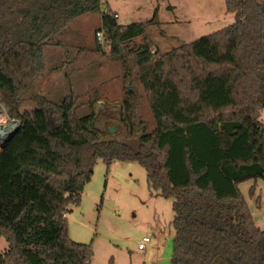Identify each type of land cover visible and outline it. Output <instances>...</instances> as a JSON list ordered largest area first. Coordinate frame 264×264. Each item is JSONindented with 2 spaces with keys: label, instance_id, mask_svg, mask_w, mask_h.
I'll use <instances>...</instances> for the list:
<instances>
[{
  "label": "trees",
  "instance_id": "trees-1",
  "mask_svg": "<svg viewBox=\"0 0 264 264\" xmlns=\"http://www.w3.org/2000/svg\"><path fill=\"white\" fill-rule=\"evenodd\" d=\"M102 1L0 0V89L20 122L0 151V238L9 245L0 264H92V244L69 238L67 215L100 159L107 167L139 163L149 188L174 199L171 264H264V230L239 190L264 180V2L225 0L238 12L235 23L153 54L137 40L155 22L120 26ZM85 14L101 15L109 55L121 66L124 140L106 139L95 112L78 117L72 100L27 98L46 71V49L61 46ZM138 84L153 131L138 113ZM182 131L205 153L197 159L192 146L183 148V178L167 140Z\"/></svg>",
  "mask_w": 264,
  "mask_h": 264
},
{
  "label": "rangeland",
  "instance_id": "rangeland-1",
  "mask_svg": "<svg viewBox=\"0 0 264 264\" xmlns=\"http://www.w3.org/2000/svg\"><path fill=\"white\" fill-rule=\"evenodd\" d=\"M102 2L104 9L109 5L112 13L118 15L120 26L155 22L148 24L145 35L137 40L138 43L148 42L153 54L172 51L222 30L235 23L238 14L227 11L225 0ZM99 31L104 32L100 14H85L75 19L65 32L62 45L46 49V71L35 80L27 98L42 95L53 102L72 100L78 117L95 112L96 125L106 139L124 140L128 132L121 117L127 86L123 83L120 63L109 55L108 43L105 48L98 46L96 34ZM52 73L54 76L47 80ZM136 89L140 96L139 116L149 131H153L156 124L149 103L139 84ZM34 107L35 104L27 102L23 109L30 111ZM9 114L8 109L7 126L20 124ZM259 120L264 124V110L260 112ZM112 126L116 129L114 133L109 132ZM8 134L11 133H6L4 128L0 130V135ZM194 139L186 131L167 138L172 144L175 169L181 178L185 146H192L197 159L205 156ZM216 173L221 179L219 170ZM239 190L256 226L264 230V180L244 182L239 185ZM157 194L149 188L147 173L139 163L116 161L107 167L100 159L92 180L84 188L80 205L69 208V238L77 243L92 244V264H171L176 234L174 199ZM145 237L152 243L142 251L138 246ZM8 249L7 241L0 238V254Z\"/></svg>",
  "mask_w": 264,
  "mask_h": 264
},
{
  "label": "built area",
  "instance_id": "built-area-1",
  "mask_svg": "<svg viewBox=\"0 0 264 264\" xmlns=\"http://www.w3.org/2000/svg\"><path fill=\"white\" fill-rule=\"evenodd\" d=\"M96 37H97V41L99 43V45L102 47V48H105L107 45V39H106V36H105V33L104 32H97L96 34ZM10 110V106L8 105V103L4 100L3 96H2V92H1V89H0V130H2L4 127L7 126V118H6V115H7V110ZM4 142V137L0 135V150H1V145L3 144ZM152 243V240L149 238V237H145L143 238L142 242L139 243V250H145L146 249V246L148 244H151Z\"/></svg>",
  "mask_w": 264,
  "mask_h": 264
},
{
  "label": "bare ground",
  "instance_id": "bare-ground-1",
  "mask_svg": "<svg viewBox=\"0 0 264 264\" xmlns=\"http://www.w3.org/2000/svg\"><path fill=\"white\" fill-rule=\"evenodd\" d=\"M18 123H12L6 127H4V130L6 131V133H11L5 136L6 139H8L18 128H19Z\"/></svg>",
  "mask_w": 264,
  "mask_h": 264
},
{
  "label": "water",
  "instance_id": "water-1",
  "mask_svg": "<svg viewBox=\"0 0 264 264\" xmlns=\"http://www.w3.org/2000/svg\"><path fill=\"white\" fill-rule=\"evenodd\" d=\"M19 128H20V125H19ZM19 128L6 141L3 142V144L1 145V150H3L9 144L10 140L16 134V132L19 130ZM115 131H116V129L114 128V126H112L109 130L110 133H114Z\"/></svg>",
  "mask_w": 264,
  "mask_h": 264
},
{
  "label": "crops",
  "instance_id": "crops-1",
  "mask_svg": "<svg viewBox=\"0 0 264 264\" xmlns=\"http://www.w3.org/2000/svg\"><path fill=\"white\" fill-rule=\"evenodd\" d=\"M110 9L111 11H112V9H111V7L108 5L107 7H106V9H104V11H106L107 9ZM117 19H118V15H117ZM53 53H54V55H55V50H53ZM61 55V57H64V54H60ZM57 56L59 57V53L57 54ZM46 65H47V63H46ZM122 75V74H121ZM52 76H54V73H52V75H50L49 77L47 76V80L50 78V77H52ZM120 80L122 81V79H121V77H120ZM122 83V82H121ZM97 126V125H96Z\"/></svg>",
  "mask_w": 264,
  "mask_h": 264
}]
</instances>
